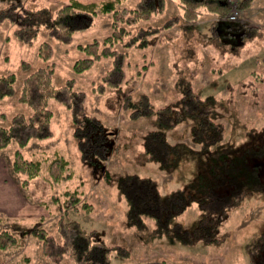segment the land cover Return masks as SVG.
Wrapping results in <instances>:
<instances>
[{"label":"rangeland","instance_id":"rangeland-1","mask_svg":"<svg viewBox=\"0 0 264 264\" xmlns=\"http://www.w3.org/2000/svg\"><path fill=\"white\" fill-rule=\"evenodd\" d=\"M68 1L0 0V10L14 2L29 7H56ZM79 1L90 3L100 0ZM136 1H124L120 7L133 6ZM230 2L231 8L223 18L219 19L216 14L205 11L200 16V21L181 20L175 27L154 36L148 46L127 49L129 81L121 89H110L106 93L96 92L94 85L100 82L102 75L111 67V58L96 61L82 73L75 72L73 65L78 58L85 56L78 49L79 44L96 38L102 39L110 33V14L99 13L94 24L75 32L69 43L59 40L45 27L33 43H24L14 34L16 25L4 20L0 24V73H15L17 81L15 93L0 99V125H8L17 113H33L20 100L23 80L34 69L52 65L57 85L75 78L76 88L88 93L86 110L106 124L112 138L108 157L104 161H83L73 133L70 109L52 99L50 108L54 112L53 136L48 139H32L23 149L28 158H43L39 174L30 179L28 186L24 185L27 176L13 169L14 152L18 145L11 143L0 149V216L5 219L3 226L13 229L14 221L19 220L21 227L29 232L40 225L59 238L57 221L63 212L61 204L52 197L60 195V200L64 201L65 189H79L83 200L92 205V210L87 212L82 208L70 209L69 215L80 220L89 229L96 228L108 242L123 244L129 248L131 256L116 259L115 264H264L263 192L250 194L241 204L231 209L223 228L221 244L214 246L198 243L186 247L170 241L166 236L155 237L151 231L153 223H148L141 229L130 226L126 216L127 203L117 186L118 176L130 172L153 176L164 192L188 187L192 181V188L197 189L200 181L205 180L197 175L196 167L201 169L200 156L191 148V145L194 148L197 145L190 139V120L183 121L167 132L169 140L179 146L181 163L177 169L166 171L158 163L147 161L141 152L142 137L155 128V119L142 117L133 120L123 105L126 93L138 96L140 92H147L156 106L179 101V81L184 77L198 93L214 100L219 112L218 118L225 124L223 145L221 149L215 148L211 152L216 160L209 161L210 167L214 166L217 172L209 179L206 177L210 186L209 193H213L216 198H230L231 193L220 190L221 187L216 182L223 180L224 170L230 166L233 156L253 145L247 152L249 156L255 144L257 150L262 149L257 154L259 158L264 156V148L261 147L264 145V80L255 79L259 76L256 72H264V27L261 26L259 31L250 28L248 33L238 30L224 33L222 23L216 24V20L262 23L264 15L256 9L249 10L244 15L247 8L240 7L241 0ZM235 4L239 11L236 19L232 20L230 15L234 12ZM180 14L182 9L177 0L169 1L165 11L141 21L140 25H161L171 16ZM42 41L50 42L54 48L49 61H44L39 56ZM118 47L125 50L122 45ZM23 61L29 63L28 69L22 66ZM244 83H247V91ZM58 153L68 160L65 174L71 177L56 181L51 176L49 164ZM201 188L202 191L205 189L204 186ZM197 193H201L200 187ZM36 197L46 200V205L37 202ZM199 215L200 209L194 202L178 219L185 225H190L195 223ZM257 240L260 246L253 248ZM0 264L74 263L68 256L49 257L43 250L42 241L27 233L25 236L22 234L18 246L8 250L0 249Z\"/></svg>","mask_w":264,"mask_h":264},{"label":"trees","instance_id":"trees-1","mask_svg":"<svg viewBox=\"0 0 264 264\" xmlns=\"http://www.w3.org/2000/svg\"><path fill=\"white\" fill-rule=\"evenodd\" d=\"M124 1L127 0H100L90 3L69 0L56 7H29L14 2L0 10V24L4 20L15 24L14 34L24 43H33L43 27L49 29L59 40L69 43L75 32L90 28L99 13L110 14V33L102 39L96 38L91 42L79 44L78 49L85 56L78 58L73 65L75 72L82 73L90 69L96 61L111 58V67L102 75L100 82L94 85L96 92L106 93L110 89H121L122 85L129 81L126 68L127 49L148 46L154 36L176 26L181 20L194 22L205 11L216 14L220 19L225 17L231 8V0H177L182 9L181 15L171 16L161 25L143 26L140 22L163 12L168 0H137L133 6L120 7ZM251 2L252 0H241L240 7L248 8ZM134 27L137 29L133 30ZM118 45H122L125 50ZM38 53L44 61H49L54 48L50 42L42 41ZM22 66L28 69L29 63L23 61ZM256 75H259L256 80H264V72H256ZM16 81L15 73H0V99L15 93ZM179 87V101L156 106L149 93L140 92L138 96L126 93L123 105L133 120L142 117L155 119V128L142 137L141 152L147 161L158 163L159 167L166 171L177 169L181 163L179 146L169 140L167 132L183 121L192 122L190 139L197 147L191 145V148L200 156L201 169L196 167L197 175L205 178L198 185L201 193H197L198 188H192L193 181L189 182L188 187L164 192L156 178L136 172L118 176L117 186L127 203L126 216L130 226L141 229L148 223H153L151 231L155 237L166 236L170 241L186 247L198 243L215 246L223 242V228L231 209L241 204L250 194L258 191L264 194V156L259 158L257 155L262 150H257V144L249 156L247 152L253 145L242 150L243 153L233 156L230 166L224 170L223 180L216 182L221 187L220 190L229 191L232 196L227 200L223 196L216 198L213 193H209L207 180L217 172L214 166L210 167L209 161L216 160V156L211 155V152L215 148L221 149L225 139V124L218 118L219 112L212 98L198 93L185 77L180 79ZM247 89L246 86L245 91ZM87 98L88 93L85 90L76 88L75 78H69L64 84L57 85L54 82L52 65L40 66L24 78L20 100L27 104L33 113H17L8 125H0V149L11 143L18 145L14 152L13 169L27 176L25 186L39 174L43 158H28L23 149L32 139L41 140L53 136L54 112L50 108L52 99L58 100L71 111L73 133L78 142L81 159L85 162H98L108 157L111 132L98 116L88 113ZM261 147L264 148V145ZM67 162L60 153L50 162L51 176L56 181L69 178L70 175L65 174ZM201 186L205 187L203 191ZM64 194V201L60 200V195L52 197L61 204L63 212L57 221L59 238L40 225L29 232L25 227H21L19 220L14 221L13 229L4 227L5 219L0 216V249L8 250L18 246L22 234L25 236L31 233L42 241L46 255L68 256L74 264H115L116 259L131 256V251L125 245L108 242L96 228L89 229L80 220L69 215L70 209L82 208L87 212L92 210V205L83 200L79 189H65ZM35 200L46 205V200L41 197H36ZM194 202L198 204L200 215L195 223L185 225L178 217ZM258 241L253 248L260 246Z\"/></svg>","mask_w":264,"mask_h":264},{"label":"crops","instance_id":"crops-1","mask_svg":"<svg viewBox=\"0 0 264 264\" xmlns=\"http://www.w3.org/2000/svg\"><path fill=\"white\" fill-rule=\"evenodd\" d=\"M169 1L170 2H174V0H169ZM169 1H167V3H169ZM254 9L259 10L257 12H260V14H263L264 15V0H252L251 5L247 9L244 10V15L247 14V12H249V10H254ZM257 16H259V15L257 14ZM200 18L201 17H199L196 21H200ZM214 20H216V17L214 18ZM196 21H194V22H196ZM220 23H222V25H223L222 26V31L224 33L225 32H227V33L234 32L235 30H238L239 32L240 31L241 32L243 31L244 33H248L250 31L249 30L250 28H255L257 31H259V29H261L260 28L261 26L264 27V22H262V23H251V24H249V23L242 22V21L240 23H236V22L233 23V22H228V21H225V22L217 21L216 24H220ZM235 27H236V29H234ZM167 30H169V29H167ZM167 30H165V31H167ZM217 30L218 31L220 30V29H218V26H217ZM257 55H259V57H262V56H260V54H257Z\"/></svg>","mask_w":264,"mask_h":264},{"label":"built area","instance_id":"built-area-1","mask_svg":"<svg viewBox=\"0 0 264 264\" xmlns=\"http://www.w3.org/2000/svg\"><path fill=\"white\" fill-rule=\"evenodd\" d=\"M233 10H234V12L232 15H230V19L235 20L236 15H238V11H239V8L236 6V4H235V6H233Z\"/></svg>","mask_w":264,"mask_h":264}]
</instances>
